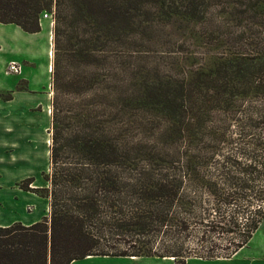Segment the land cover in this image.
Instances as JSON below:
<instances>
[{"label": "trees", "instance_id": "16d2710c", "mask_svg": "<svg viewBox=\"0 0 264 264\" xmlns=\"http://www.w3.org/2000/svg\"><path fill=\"white\" fill-rule=\"evenodd\" d=\"M54 5L57 45L64 41L66 62L93 69L75 77L58 69L56 87L88 92L90 99L73 109L67 100L54 103L50 172L44 173L49 188H31L33 178L20 184L49 199L50 213L32 225L0 227V264H71L87 257L173 258L187 264L189 219L196 216V205L204 207L203 195L215 203L197 219L208 230L235 233L238 216L247 213V221L242 241L227 256L195 257L232 258L264 219V107L254 118L252 106L245 105L253 99L264 106L262 33L252 36L251 50L225 51L187 72L157 73L138 65L145 9L154 5L162 18L186 19L200 32L197 25L210 15L211 0H56ZM251 6L252 16L264 19V0H252ZM52 8L53 0H0V10L13 13L0 23L38 33L39 14ZM246 107V115H239ZM222 120L237 124L236 137L227 134L229 125L227 133L218 134ZM210 137L218 157L212 175L190 155L192 145ZM255 202L260 204L253 211Z\"/></svg>", "mask_w": 264, "mask_h": 264}, {"label": "rangeland", "instance_id": "374dc122", "mask_svg": "<svg viewBox=\"0 0 264 264\" xmlns=\"http://www.w3.org/2000/svg\"><path fill=\"white\" fill-rule=\"evenodd\" d=\"M54 2H56V0H53L52 13L50 11L44 10L39 14L38 20L41 26V31L36 34L27 35V42H29V39L31 38L33 43V54L30 55L28 59L19 57L18 60L20 62L15 61L18 64L25 66V71H31L33 74H35V77L41 81L42 86L47 87L50 97L48 100L49 106L46 108L47 122L50 128L48 131H44L45 137L43 139V142L44 140H47L49 143L47 148L43 149V152L40 153L41 155H33L34 158H39V167H37L38 165L36 164V161L33 162V166H36L38 169L33 167L29 171L30 176H27L26 178L20 180V182L16 183V186L23 191L25 190L22 189L20 184L29 178L34 179L33 184L30 186L31 188H49V182L45 179L44 173L50 172V149L52 145L54 103L62 102L63 104V101L67 100L66 105L73 109L75 108L74 106H77L78 104H85L87 103V100L90 99V93L88 92L81 95L78 93L69 92L66 88L65 90H58L56 87V70L58 71V69L60 72L63 70L66 77L68 75H71L70 77H75L76 72L80 71L84 72L86 75H90L93 72V69L90 65L78 67L74 64L69 65V62H66V57L64 56L65 53L63 51V46L65 45L64 41L61 40L60 44L62 46L57 45L59 38L56 35L58 17L56 14L57 9L54 8ZM251 5L252 0H211L212 8L210 15L208 16L207 20L205 19L203 23L197 25V29L199 28L200 32L195 29V25L192 22L186 19L180 17H170L167 19L162 18L161 14L157 10L158 8H155L154 5H149L148 8L145 9V17H142V24L138 29L140 32L139 36H142V45L140 47L142 50V55H138L140 58V63L138 64L139 67L142 66L144 71H148L149 68H154L157 70V73L158 71L161 73H179L180 71L185 72L187 68L191 67L190 65L196 67L207 65L212 59H215L216 57L220 58L222 56L220 54H225V51H231L234 49L237 51L251 50L252 36L254 33H262V37L264 38L263 16L260 15L261 19L254 18L251 13ZM50 14H53V17L45 18V16ZM11 16H13V13L10 10H0V17L10 18ZM5 28L11 30L10 28L12 27ZM202 32L205 34V37L203 38H201ZM66 35H68V32ZM8 36H10L9 40H13V42L17 43L18 45L23 44V41H20L19 36H16V34L13 32L3 33L2 35L0 34V39L8 42L6 39ZM62 66H64L65 69H62ZM11 78L14 79V77ZM48 79L49 81L47 82L46 80ZM26 88V82H21V84L17 86L18 90ZM4 94L7 95L9 93L4 92ZM248 104L252 106L254 118H257L255 113L261 112L262 108L264 107L261 106L262 102L260 103V101L252 99L251 102L245 101V105ZM245 105L241 107V110L245 108ZM247 108L248 107H246V109L239 115H246L245 111ZM27 109V115L31 114L34 117L38 114V111L43 109V107H37L34 105L32 108ZM222 121L225 122L224 127L218 132V134L227 133L226 125H229L231 128L228 129V131H230V133H227L229 136L234 130L238 129L237 124H232L233 126H231L228 120ZM158 125L157 132L159 131V128L162 126V124L159 123ZM233 136L236 137V133H233ZM215 144L216 143L214 142L213 138L210 137L207 140H202L201 144L192 145L193 151L190 153L192 158H197L199 162L205 166L204 171L208 175H212L214 173L213 164L216 158H218L214 157L213 154L216 150H213ZM228 147L229 145L222 147V152L226 151ZM14 155L16 158H18V154ZM7 178L8 176L6 179ZM260 184L263 186L264 182H261ZM198 191L200 192V190ZM34 194L38 195L37 193ZM202 198L204 201L203 208L205 212L207 207H210L211 211L214 208L215 203L208 202V195H203ZM47 201L49 203V199ZM27 202V199L18 198V201L16 202L17 206L15 203V207L19 210V212H25ZM32 204L35 214H42V211L45 210L44 217L49 215L50 209L49 206L45 208L44 205L46 204L39 205L38 202H34ZM259 204V202H255L253 204L252 210L254 211V208H257V205ZM239 206L244 208L245 203H240ZM196 207L199 209L198 211H195L196 216H192L191 219H189L191 225L187 233L185 245V248H187V255L192 256V258L195 259H200L196 258L195 256H227L231 251H233L237 242L242 241V234L240 231L245 229L244 225L247 221V213L243 216H238L239 223H241L239 231L235 233H227L226 231L222 230H208V227L205 225L206 223L197 220L200 217L203 208L200 209V206L198 205H196ZM196 207L194 206V209ZM28 210L31 212V209ZM214 214V212L211 213L210 218H215L216 216ZM249 214L250 213H248V215ZM184 216L187 215L184 214ZM262 225L263 226L259 227L257 230L255 238H252V254L254 252L259 253L261 250H264V222ZM135 258L136 257L133 259ZM97 264L160 263L157 261V259H154V257H142L137 261H132V258L128 257H119L111 258L105 261L101 260ZM252 264L257 263H253L252 260Z\"/></svg>", "mask_w": 264, "mask_h": 264}, {"label": "crops", "instance_id": "0c3cea01", "mask_svg": "<svg viewBox=\"0 0 264 264\" xmlns=\"http://www.w3.org/2000/svg\"><path fill=\"white\" fill-rule=\"evenodd\" d=\"M5 27L12 28L9 30ZM10 32L19 36L23 44L18 45L13 40H9L10 36L6 37L8 42L0 39V227L10 226L17 222L26 226L32 225L40 221L45 214V210L42 211V214H35L32 203L46 204L45 208L49 206L47 198L23 191L16 186L17 182L30 176L29 171L33 167L38 169L39 158L35 157V159L33 155H41L43 149L48 146L49 142L47 140L43 142V139L44 133L50 128L46 116L50 97L47 87L42 86L41 81L31 71H25V66H22V72L19 75L8 73L10 63L19 61V57L28 59L33 54V43L31 38L27 42V35L36 34L27 33L16 24L0 23L1 35ZM46 81L48 82L49 79ZM21 82H26V89H17ZM4 92L9 94L5 95ZM34 105L42 106L43 109L38 111L34 117L31 114L27 115V108H32ZM14 154H18V158ZM34 161L37 162V167L33 166ZM18 198L27 199L25 207L27 213L19 212L15 207ZM28 209H31V212ZM262 224L260 227L263 226ZM252 240L232 258L212 260L192 258L188 259L187 264H252V260L253 263L264 264V250L252 254ZM111 258L115 257H87L73 261L71 264H97L101 260L105 261ZM140 259L135 258L132 261ZM154 259H157L160 264H175V261L171 259L157 257Z\"/></svg>", "mask_w": 264, "mask_h": 264}, {"label": "built area", "instance_id": "2783aa9c", "mask_svg": "<svg viewBox=\"0 0 264 264\" xmlns=\"http://www.w3.org/2000/svg\"><path fill=\"white\" fill-rule=\"evenodd\" d=\"M53 14L45 16V18L53 17ZM22 72V65L17 62H12L8 65V73L19 75Z\"/></svg>", "mask_w": 264, "mask_h": 264}, {"label": "bare ground", "instance_id": "6f19581e", "mask_svg": "<svg viewBox=\"0 0 264 264\" xmlns=\"http://www.w3.org/2000/svg\"><path fill=\"white\" fill-rule=\"evenodd\" d=\"M132 259H133V258H132ZM166 259H171V260H172L173 258H166Z\"/></svg>", "mask_w": 264, "mask_h": 264}]
</instances>
